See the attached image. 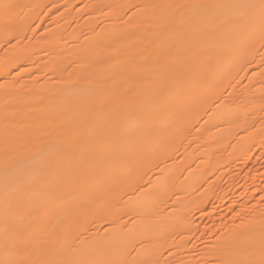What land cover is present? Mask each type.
<instances>
[{
	"label": "bare ground",
	"instance_id": "obj_1",
	"mask_svg": "<svg viewBox=\"0 0 264 264\" xmlns=\"http://www.w3.org/2000/svg\"><path fill=\"white\" fill-rule=\"evenodd\" d=\"M4 1L0 2V10L9 6L10 2L16 5L20 0ZM207 2L216 4L215 9L207 14L203 13L205 9L202 7V0H178L172 10L160 14L166 2L159 0L153 10L156 14H160L161 20H155L152 23L149 18H146L153 13L152 10L135 15L124 22H117L113 26H103L89 37L90 41L99 36L102 37L98 44H93L94 46L82 44L81 35L74 36V34L73 40L76 45L81 46V49L76 52L77 58L74 63H69L72 66L71 70H67L65 76L63 71L61 73V77H64L66 82H70L63 83L62 89L58 91L50 86L33 87L34 89L26 94L28 104H25L24 108L19 109L16 105L17 93L11 86V91L7 92L5 108L3 106L0 111V264H16V261L22 260L25 262L22 261L21 264H40L37 263L39 262L37 254L32 253L36 247L25 245L42 236L46 237L45 240L58 239V241L50 240V242L53 241L52 243L55 241L57 253L50 258L48 255L45 256L46 252L42 259L43 261L48 257L46 264L47 262L48 264L62 262L63 264H108L106 257L112 254L121 239H119L121 234L117 235L114 226L103 234H99L96 230L88 232L84 225L74 223L67 234L68 231L64 233L65 229L63 227L59 229L57 226L62 223L60 219H63L62 224H67L69 221L68 216L64 218L65 213L60 212L63 217L59 215L60 219L51 218L53 221L59 220V223L55 224L56 227L55 225L49 227L46 223L49 228L34 231L35 228L33 230L32 228L36 219L42 217L37 212V207L50 208V205L53 206L55 203L61 204L65 198L71 202L74 196L79 195V191H89V199L99 203L102 199L113 196L114 190L118 187L137 188L140 198L144 190L161 192V195H168L171 190L176 189H191L195 192L199 189L202 174L206 169H209L212 164H219L220 157L216 155L217 149L226 143L230 128L239 126L237 122L240 116L248 120L251 110L243 111L245 103L249 100L246 95L242 96L237 104L230 103L226 107L225 105L212 106L206 124L210 123L211 127H214L213 124L216 123L214 121L228 120L230 116L231 119L227 122L230 127L222 130L223 134L221 131L217 136L211 135L209 131L207 132L209 135L206 136H193V141L197 144L190 154L187 152L185 166L190 167L196 160L197 169L194 172L189 171L187 175L185 172L186 177L180 179L182 167L174 166L176 162L174 155L180 146L181 131L195 121L193 120L196 117L195 114L201 106L203 107L201 88H213L219 85L225 87L227 83L225 80L228 74L232 73L231 62L236 61L242 54H253L254 46L264 41V0H207ZM36 7L37 3L33 5L30 15L35 14ZM169 17L173 23L163 26L161 23L166 22ZM12 22V18L5 20L0 27L10 26ZM62 34L64 33L60 29L56 40L52 38L53 41L59 42ZM69 49L65 53L72 50ZM207 50H210L208 55ZM15 52H17L16 49H14ZM201 56L203 59L198 61ZM244 58H246L245 55ZM55 60L59 61L58 58ZM195 73L196 77L191 78L190 74ZM6 85L7 83L0 84V90ZM261 90H264V86L258 88V91ZM196 108L197 111L194 113ZM201 129L204 130V128ZM232 132L231 130L229 136ZM61 141L64 143V148L59 154L57 151L60 149ZM188 142L191 144L189 140ZM201 142L206 143L204 149L199 145ZM237 144V146L234 144L236 150L243 154L249 144L248 139L241 138ZM254 145L262 147L260 142H255ZM214 154L216 156H213ZM234 154L238 153L234 152ZM153 158L157 160V165L155 164L157 174L153 179H144V176H148L146 172L150 167L146 163ZM181 172H184L183 169ZM208 189L211 190L210 187ZM208 192L211 193V191ZM79 197L81 199V196ZM74 199L73 202H75ZM91 203L90 201L89 204ZM135 203L137 202H134V205ZM124 204L127 205L126 202ZM142 204L139 208L143 206ZM69 209L74 210V208ZM118 210L120 212V209ZM140 211L144 212L141 209ZM142 212H140L141 215H144L145 212L144 214ZM159 214L157 218L159 225L167 226L176 218L166 210H162ZM147 217L150 216L147 215ZM181 218L182 216H177V220L180 221ZM145 227L148 226L145 225ZM120 229L116 230L121 231ZM133 231V235L137 236L134 234L136 230L133 229ZM137 232H139L138 225ZM80 234H82L81 237H79ZM122 235L123 239L127 238L125 232ZM145 235L147 238L148 234ZM76 237L81 244L84 241H91V249L77 250V247H74ZM131 237L136 238L132 235ZM48 240L46 242L38 240L41 242L38 243L40 245L46 243L49 249L54 244L49 246ZM21 241H25L26 244L24 243V246L21 244L20 248L18 244ZM65 241L68 246L66 252H64L65 248L63 250ZM131 241L133 243L130 238V245ZM120 245L121 242L118 247ZM30 247L32 249L30 255H35L28 259L26 255ZM44 249L47 251L44 246L42 252H45ZM35 251L37 252L38 249L36 248ZM208 251L213 259L211 264H264V212H257L245 222L222 230ZM132 254L135 258V254ZM118 256L116 255L114 261L120 258ZM151 259L154 261L153 258ZM136 260L139 262L140 259H134ZM131 262L132 260L130 264Z\"/></svg>",
	"mask_w": 264,
	"mask_h": 264
},
{
	"label": "rangeland",
	"instance_id": "obj_2",
	"mask_svg": "<svg viewBox=\"0 0 264 264\" xmlns=\"http://www.w3.org/2000/svg\"><path fill=\"white\" fill-rule=\"evenodd\" d=\"M3 1L4 0H0V2ZM158 1L159 0H20L18 3H16V5L10 2L9 6L0 10V25H2V23L5 20L11 18L13 21L10 26L9 25L5 27L3 26L4 29L2 28V26L0 27V70H2V72H0V84L7 83V85L0 90V96L2 95L0 97V111L2 110L3 106L5 108L6 105L5 103L7 102L6 101L7 92L11 91V86L13 87V89H15L17 93L18 100L16 101V105L18 106L19 109H21L24 108L25 104H28L26 102V94L31 90H33L34 89L33 87L37 88L40 86H44V88H47L48 86H50L54 88L55 91H58L59 89H62L63 83L70 82V81L66 82L67 80H64V77L63 78L61 77V73L64 72L63 74L65 76L67 70H71L72 66H70L69 63H74L75 59L77 58L76 52L81 49V46L75 44L76 42L73 40L74 36L81 35V41L83 42V43L81 42L82 44H86V45L88 44L94 46L93 44L95 45L98 44V42L101 40L102 37L99 36L98 38H95L90 41L89 37H91L93 33L100 30L103 26H108V25L113 26L117 22H124L127 19H132V17H135V15H139L145 11L147 12L152 11L155 8ZM163 1L166 3L162 8L160 14L172 10L173 7L175 6V3L178 0H163ZM36 3H37V7L35 9V14L30 15L29 13L33 9V5ZM215 5H213L212 2H207V0H202V7L205 9L203 13L207 14L212 12L215 9ZM160 14H156L153 10V13L146 18H149L153 23L155 20L162 19L161 17H159ZM172 23H171V17H169V19L166 20V22H163L161 24L163 26H166ZM60 29H62L64 33L62 34L63 36L61 37L59 42L53 41V39L56 40L55 38H57ZM85 39H87V41H84ZM263 42L257 43L254 46L252 51L253 54L251 53L242 54L239 56L240 59L238 58L236 61L234 60L236 63H234V61L231 62L232 64L230 66L231 68L230 71L232 73L228 74V77L225 80L228 84L226 83L225 87L219 85V86H214L213 88L212 87L201 88V91L203 90L201 95L202 96L201 104L203 105V107L201 106L197 114H195L196 117L193 119L195 121L187 125L186 128H188V130H186V128L184 127L185 131L183 129L180 133V139H181L179 141L180 146L178 147L174 155L176 156L174 157V161H176L174 162V166L178 168L182 167L180 169V174H181L180 179H182L186 177L185 172L187 175L189 171L194 172L197 169L195 167L196 160L191 165L192 167L185 166V162L188 158L187 156L188 153L190 154L191 150L193 151L195 145L197 144L195 143V141H193V136L194 135L206 136L209 135L208 133H211V135L213 136L216 134L215 136H217L222 130L227 129L228 126L230 127V125L227 123L228 120L231 119L230 116L228 117V120L224 119L223 121L220 122L214 121V123L216 122L215 124H213L214 127H211L210 123L206 124V119L211 109L217 105H223V106L225 105L226 107V105L230 103L237 104L239 99L241 100L242 96L244 95H246L247 98L249 99L248 102L245 103L243 107L244 108L243 111L251 110V112L249 111L250 114L248 115V120H246L244 116H242V118L240 116L237 122V124L239 123L240 127L237 125L238 126V128L236 126L237 130L236 128H232V129L230 128L229 134H231V130L233 131L231 136H229V134L226 133L227 138L225 140L226 143L223 145L224 148L223 147L218 148L217 149L218 153L216 154L220 157V161H219L220 165L218 163L212 164L214 166L211 165L209 169H206V171L208 172L206 173L205 171L202 174V178L200 181L201 185L199 184V189H198L201 192L196 190L195 193L191 189L189 190L187 189L188 191L184 189H179V190L176 189V190H171L170 192L171 194L170 193L168 195L166 194L167 195L166 196V195H161L162 194L161 192L158 193L157 191L155 192L154 190L151 191L144 190L140 198L138 196L139 191L137 190V188L124 189L118 187L116 190H114L113 196L104 198L99 203H97L95 200L89 199L90 197L88 195L89 191H79L78 192L79 195H77L76 197L74 196L71 199V202L70 200L65 198L61 203L62 205L55 203L53 206L50 205V208H45V207L41 208L40 206H39L40 208L37 207L38 209L37 212L40 215H42V217L40 219H36L35 221L36 225L34 224L35 227L33 226L32 230L34 228H35L34 231L43 230L45 228L47 229L49 227H52V225L54 226L55 224H57V222L59 223L58 219H60V217L58 216L59 215L62 216V214L65 213L64 218L68 216L67 219H69V221L67 222V224L66 223L62 224L63 219H60L62 223L60 222L61 224L57 225L59 229H61L62 227L65 229L64 233L68 231L67 232L68 234L70 229H72L73 224L76 223V224L84 225L87 228L88 232H93L94 230H96L97 232H99V234H103L107 229L114 226L117 235L121 234L120 237L118 236L119 239L120 238L121 239L119 240L117 247L115 248V250L112 252L111 255L106 257V259L108 260L105 259L108 262V264H114V263L120 264L121 262L122 264L123 263L126 264V262L127 264L128 262L130 264V260H132L131 264L133 263L136 264L138 261L136 260L137 261L136 262L134 261V259L142 260V262L139 260L138 262L139 264H144V263L145 264H211L213 262V259L208 254L209 252L208 250L213 245L217 236L222 232V230L224 231L225 229L230 228L235 224L245 222L248 218H250L257 212L260 213L264 212V90L258 91L259 87L264 86V43ZM68 48L70 49L73 48V49L72 50L69 49L70 51L65 53L66 50L68 51ZM14 49H16L17 52L14 53ZM209 51L210 50L206 51L207 55ZM244 55L246 58H244ZM249 55L250 57H248ZM67 56L68 58H66ZM56 58H58L59 61L55 60ZM66 59L67 61H65ZM202 59L203 57L201 56L200 58H198V61L199 60L201 61ZM215 74L219 75L218 73ZM190 76L191 78H194L196 77V73L190 74ZM216 97L219 98L216 99ZM207 107L209 110L207 109ZM253 109L256 111L255 112L252 111ZM196 111L197 108L194 111V113H196ZM229 115L231 114L229 113ZM261 116L263 117L261 118ZM247 127H249V129ZM201 128H204V130H202ZM191 131L193 134L191 133ZM202 131L204 132V134ZM223 132L224 131H222V134ZM189 134H191L192 136ZM241 138L248 139V143H249L247 144L243 154L236 150V146L238 145L237 143L241 140ZM188 140L191 142V144L188 142ZM255 142H260L262 147H256L254 145ZM63 144H64L63 141H61L60 149L57 151L59 154L64 148ZM205 144H206L205 142H201V144L199 145L202 149H204ZM184 146L186 148H184ZM234 152L238 154H234ZM216 155L214 154L213 156ZM156 161L157 160L155 158L151 159V161L150 160L147 161L146 164L148 166L150 165V167L146 172V175L148 176H144V179L149 180L150 178L153 179L156 176L157 174ZM182 169L184 172H181ZM208 187H210L211 190L208 189ZM207 189L208 191H211V193H209ZM184 192L186 194H184ZM207 192L209 193V195L207 194ZM119 194H121L122 196ZM152 195L154 196L152 197ZM155 195H157V197L159 196L162 197L157 198ZM79 196H81V199ZM148 197H150L151 199L149 198L150 199L149 200ZM167 197H169L170 199ZM119 198H121V200ZM155 198H157V200ZM73 199L75 202H73ZM134 199H136V201ZM82 200L84 202H82ZM89 200L92 202L91 204H89L90 203ZM154 201L156 203H154ZM170 201L172 206L170 205ZM177 201L178 203H175ZM67 202L70 203L71 205L68 204ZM107 202L109 204L108 206L106 205ZM125 202L129 206L124 204ZM128 202L131 204H129ZM134 202H137L138 204L135 203L136 205H134ZM186 203L188 204L186 205ZM141 204L143 206L146 204V206H144L146 207V210L143 208V206L139 208ZM72 205H74V207ZM55 206L57 207L55 208ZM180 206L181 208H179ZM170 207L171 209H169ZM69 208H74V210ZM77 208L79 210H77ZM132 208H134L135 210ZM118 209H120V212H118L119 211ZM140 209L144 210L145 214L144 212L140 211ZM67 210L68 211L71 210V211L67 212ZM127 210L130 211L128 212ZM136 210L139 213L142 212L144 215H141V213L137 214L138 212ZM162 210H166L167 212L169 211L170 213L173 214L174 218L176 217L175 220L172 221V223L167 226L164 224L159 225L157 221V218L160 215L159 213H161ZM73 211L75 213H73ZM41 212L43 214H41ZM49 212L50 214H52V217H50ZM60 212H62V214ZM66 212L68 214H66ZM113 212L115 214H113ZM130 212L133 215L129 214ZM76 215H78L79 217H77ZM147 215H149L150 217H147ZM74 216H76L75 217L76 219L73 218ZM177 216L178 217L182 216L183 219L181 218V220L179 221L177 220ZM56 217H58L57 221L56 220L53 221L54 218ZM101 217H106V219H101ZM42 220H44L45 223ZM135 222L138 224H136ZM46 223L49 225V227L48 225H46ZM137 225L139 232H137ZM145 225H147L148 227L144 228ZM181 225L183 226L182 228ZM132 226L133 229L136 230L134 234L139 236L138 238L137 236L133 235L134 231L132 229ZM65 227L68 229H66ZM170 227H172L173 230ZM116 229H120L121 231ZM128 229L130 231H128ZM168 230L169 231L171 230V232H169ZM188 231L189 233H186ZM123 232L126 233L127 238L123 239L124 237L122 235ZM158 232L161 233L162 235H160ZM163 232L165 233L163 234ZM166 233L169 234V236L168 234L166 235L168 236L167 238H165ZM145 234H148V237L150 236L149 238L147 237L148 240L145 237L147 236ZM131 235L136 238L133 239ZM143 235L144 237H142ZM81 236L82 234L79 235V237ZM153 237L155 238L153 239ZM161 237H163L164 239L163 238L161 239ZM45 238L42 236L40 239H37L36 241L35 240L30 241L27 244L25 243V241L23 242L21 241L18 245H20V248L22 245L24 246L25 244H26L25 246L27 245L33 246L32 248L36 247L38 251L36 252L35 251L36 248H35L34 251H32V253L37 254L38 259L35 258L39 261L37 263L41 264L44 262L43 264H46L47 258L48 257L52 258V256L53 255L55 256V254L57 253L54 243L55 241H58V239L56 238L57 240H55V238L54 239L49 238V240L48 239L45 240ZM130 238L131 240H133V243L131 241V245L129 244ZM38 240L42 242L43 241L46 242L47 240L49 242L50 240H55V241L54 243H52L53 241H51L49 243V246L53 244L54 245L53 247L50 246V248L47 249L48 245L46 243L45 245H43V243L42 245H40L41 242ZM152 240L155 241L153 242ZM78 241L79 238L76 239V243H75L76 246H74L77 247V250L87 249L89 251L91 249L90 248L91 241L90 242L84 241V243L82 244L79 243ZM120 242H121L120 247H122L121 249L120 247H118ZM35 244H39L41 247L39 245L38 247ZM44 246L47 249V251L44 249L45 252H42ZM128 246L131 247L130 249L132 250H130ZM51 247L53 248V250ZM40 248H42V250H39ZM67 248H68L67 242L66 243L63 242L64 252H66ZM150 249L154 253H152ZM30 250H32L31 247L27 251L26 257L28 256V259L34 257L33 255H35V254L30 255ZM125 251H126V255H125ZM132 253L135 254V258ZM28 254L31 257H29ZM43 255L45 256L48 255V257L44 258L45 260L42 261ZM116 255H119L118 257L120 258H117L116 261H114ZM127 255L129 256V258ZM152 255H154L156 258ZM150 256L151 258H153L154 261H152V259L149 258ZM209 257L212 261L209 259ZM147 259L149 260L151 259L150 262H148L149 260L147 261ZM19 262L20 261H16V264H21V262L20 263ZM61 264H63V262Z\"/></svg>",
	"mask_w": 264,
	"mask_h": 264
}]
</instances>
